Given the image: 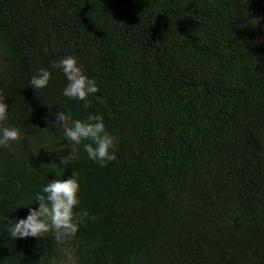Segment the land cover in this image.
<instances>
[{
    "label": "trees",
    "instance_id": "obj_1",
    "mask_svg": "<svg viewBox=\"0 0 264 264\" xmlns=\"http://www.w3.org/2000/svg\"><path fill=\"white\" fill-rule=\"evenodd\" d=\"M67 54L99 84L107 167L51 122L85 115L63 74L29 84ZM0 95L23 136L0 148V264H59L51 235L5 230L55 173L97 217L81 264H264V0H0Z\"/></svg>",
    "mask_w": 264,
    "mask_h": 264
},
{
    "label": "clouds",
    "instance_id": "obj_2",
    "mask_svg": "<svg viewBox=\"0 0 264 264\" xmlns=\"http://www.w3.org/2000/svg\"><path fill=\"white\" fill-rule=\"evenodd\" d=\"M58 70L66 81L61 95L67 101L82 102L85 111L82 118H74L71 109L60 110L54 114L55 127L58 123L63 130L64 137L79 156L80 150L86 154L87 159L97 163L101 168L107 167L117 160L118 139L109 131L104 114L101 112H88L92 99H100L96 94L100 91L99 84L94 77L89 76L79 58L72 54L64 55L54 61L49 68L39 67L30 77L31 88L43 90L53 80V71ZM67 108V105L64 106ZM6 98L0 95V148H7L23 138L19 127L8 123L11 113ZM47 119V117H45ZM63 162V161H62ZM50 180L41 186L34 196L36 207L29 206L26 217L15 223L7 224L5 230L13 239L29 237H45L51 235L60 247L59 264H81V255L74 241L82 226L88 222H95L97 217L90 215L86 208H81V182L73 174L67 179ZM28 206L23 203L17 207ZM16 207V208H17ZM53 264H57L53 260Z\"/></svg>",
    "mask_w": 264,
    "mask_h": 264
}]
</instances>
